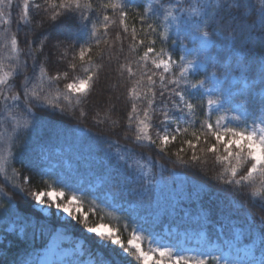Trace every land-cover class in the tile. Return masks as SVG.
Segmentation results:
<instances>
[{"label": "snow or ice", "instance_id": "6c2138e0", "mask_svg": "<svg viewBox=\"0 0 264 264\" xmlns=\"http://www.w3.org/2000/svg\"><path fill=\"white\" fill-rule=\"evenodd\" d=\"M90 114L126 143L77 124L87 178L49 170L66 122ZM142 149L221 169L197 247L152 211L159 161ZM0 179V264H264V0H0ZM217 210L236 239L210 230ZM76 230L88 261L61 246Z\"/></svg>", "mask_w": 264, "mask_h": 264}, {"label": "trees", "instance_id": "16d2710c", "mask_svg": "<svg viewBox=\"0 0 264 264\" xmlns=\"http://www.w3.org/2000/svg\"><path fill=\"white\" fill-rule=\"evenodd\" d=\"M131 23V21H129ZM215 71V69H210ZM67 128L72 131L66 132L65 136L59 140L53 141L52 158L48 161L46 167L49 170L55 171L60 175L63 173L67 174L70 178L86 179L88 172L87 169L91 167L90 161L92 157L88 155L89 145L94 139L92 136H85L84 134L75 131L74 126L79 124L83 129H89L91 133H100L102 135L111 136L113 139H121L117 132L110 131V126L106 123L103 126L97 127L91 120V114L88 120L79 122L76 120L69 119L67 122ZM126 141L121 139V144ZM104 148L108 145L103 144ZM60 149L61 152L57 150ZM174 150V149H173ZM142 151L148 152L150 156L159 161V164L152 169L151 179L153 181V201L156 200L157 194L159 198V207H153L152 211L162 212V219L165 223L170 224L171 228L177 229V231L188 230L189 233L199 234L202 230V226L205 225L203 219L202 208L209 206V197L205 194V191L212 194V200L215 205L222 206L224 200V194L218 191L219 184L215 180L211 179L212 175L221 169L218 166H214L211 162L208 164L210 169L209 176L200 175L184 165L173 163L172 160H165L157 155L151 149H142ZM70 164L69 170H65V161ZM54 161L57 165H53ZM161 165L163 167H161ZM15 167L19 168L20 165L17 163ZM54 178V177H53ZM48 180V177L44 178ZM40 181L37 179L36 184L33 185L35 188ZM0 187H4V191L11 194V188L5 186L3 179H0ZM138 187V185H133ZM204 189V190H202ZM219 197V199H217ZM4 197L0 195V202ZM148 199V198H145ZM88 204L85 202V208L87 209ZM249 207H253L249 205ZM257 215L264 214V209H261L258 205L253 208ZM111 211V210H109ZM174 213V214H173ZM103 214V213H102ZM124 214L113 212L111 216L105 215L103 223L122 230V226L125 223L123 218ZM119 217V218H118ZM212 223L210 230L213 233L219 232L221 226L227 236L236 239V232L234 231L233 225L241 223L240 220L234 216L230 218V214L227 212H221L219 210L212 213ZM258 222V221H257ZM73 235H78L79 231H69ZM68 232V233H69ZM0 234H4V222L0 221ZM129 233L121 231L122 239L128 238ZM2 238L0 240H2ZM7 243V241H4ZM213 242H215L213 240ZM250 243L251 241H247ZM246 243L244 235L240 234L237 241L238 246H242ZM92 247L95 246L92 244ZM212 255H218L219 253L213 248L209 249Z\"/></svg>", "mask_w": 264, "mask_h": 264}, {"label": "rangeland", "instance_id": "374dc122", "mask_svg": "<svg viewBox=\"0 0 264 264\" xmlns=\"http://www.w3.org/2000/svg\"><path fill=\"white\" fill-rule=\"evenodd\" d=\"M57 151L58 152H61L60 149H58ZM57 162H59V161H54L53 165H57L58 164ZM69 167H70V164L66 160L65 161V170H69ZM64 175H67V174L63 173L62 176H64ZM175 230L177 231V229H175ZM178 232H184V231H178ZM190 236H191V240H190L189 246H191V247H197L198 245H197L196 241H197V239H199V235L198 234L190 233ZM1 238H2V235L0 234V239ZM213 243H215V242H213ZM93 245L95 246V248L97 247L94 243H93ZM61 246L67 250L68 258H72L74 261L81 260V259L84 260V261H88L89 258H90L89 255H88V253H87V251H86V245L83 244V241L80 238V233L78 235H75V234L73 235L70 232L69 233H66L62 237ZM243 246L244 245H242L240 247H243ZM209 249H213V248L212 247H209ZM225 251H227L226 248H225Z\"/></svg>", "mask_w": 264, "mask_h": 264}, {"label": "bare ground", "instance_id": "6f19581e", "mask_svg": "<svg viewBox=\"0 0 264 264\" xmlns=\"http://www.w3.org/2000/svg\"><path fill=\"white\" fill-rule=\"evenodd\" d=\"M85 254V253H84Z\"/></svg>", "mask_w": 264, "mask_h": 264}]
</instances>
